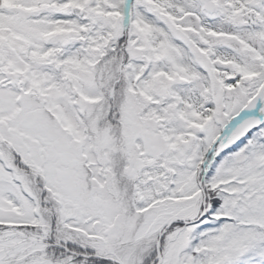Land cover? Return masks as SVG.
Here are the masks:
<instances>
[{"label": "snow or ice", "instance_id": "obj_1", "mask_svg": "<svg viewBox=\"0 0 264 264\" xmlns=\"http://www.w3.org/2000/svg\"><path fill=\"white\" fill-rule=\"evenodd\" d=\"M0 264H264V0H0Z\"/></svg>", "mask_w": 264, "mask_h": 264}]
</instances>
